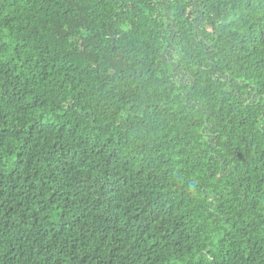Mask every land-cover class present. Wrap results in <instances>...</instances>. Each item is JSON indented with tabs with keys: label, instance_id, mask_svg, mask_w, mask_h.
<instances>
[{
	"label": "trees",
	"instance_id": "trees-1",
	"mask_svg": "<svg viewBox=\"0 0 264 264\" xmlns=\"http://www.w3.org/2000/svg\"><path fill=\"white\" fill-rule=\"evenodd\" d=\"M0 264H264V0H0Z\"/></svg>",
	"mask_w": 264,
	"mask_h": 264
}]
</instances>
